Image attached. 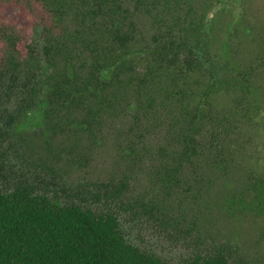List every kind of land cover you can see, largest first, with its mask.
Masks as SVG:
<instances>
[{"label": "trees", "instance_id": "trees-1", "mask_svg": "<svg viewBox=\"0 0 264 264\" xmlns=\"http://www.w3.org/2000/svg\"><path fill=\"white\" fill-rule=\"evenodd\" d=\"M222 2L0 0V264H173L129 240V177L87 196L62 179L64 155L83 152L72 166L109 143L162 199L235 180L241 190L217 208L264 214V175L236 178L239 140L264 100L238 29H218ZM117 199L118 211L103 207ZM230 252L179 264H249Z\"/></svg>", "mask_w": 264, "mask_h": 264}, {"label": "rangeland", "instance_id": "rangeland-1", "mask_svg": "<svg viewBox=\"0 0 264 264\" xmlns=\"http://www.w3.org/2000/svg\"><path fill=\"white\" fill-rule=\"evenodd\" d=\"M219 11L220 32L233 33L234 29H238L242 36L239 59H245L247 65L254 68V82L259 96L264 100V0H223ZM251 122L239 140L243 153L236 178H244L249 173L264 175V111L254 115ZM80 157H84L83 152L64 155L62 163L65 164L60 167H68L69 173L60 174L83 196L93 192L99 184L113 183L117 186L120 180L130 178L129 192L122 201L126 207H132L133 212L123 211L120 214L122 226L134 245L155 252L173 264H179L194 252H209L222 247L230 249L237 260L264 264V214L232 216L216 206L226 190L230 194L241 190L242 185L235 180L233 183L228 182V186L217 185L210 195L203 198L185 193L180 198L165 200L158 194L159 188L152 185L153 177L150 178L149 171L131 168L110 143L94 155L93 150L89 152L87 162L66 165L70 160ZM12 163L24 172L29 169L32 174L47 177V180L52 178L49 171L30 168L22 159L13 158ZM115 202L119 203V200L108 201L103 207L109 209L110 206L118 211ZM137 202L143 205L139 206ZM135 215L139 218L137 221H134ZM195 216L199 221L195 220L193 224Z\"/></svg>", "mask_w": 264, "mask_h": 264}]
</instances>
